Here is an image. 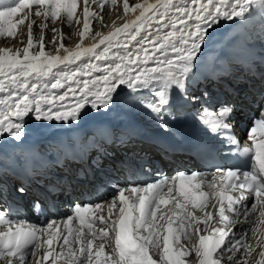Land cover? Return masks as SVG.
Here are the masks:
<instances>
[{"label": "snow or ice", "instance_id": "6c2138e0", "mask_svg": "<svg viewBox=\"0 0 264 264\" xmlns=\"http://www.w3.org/2000/svg\"><path fill=\"white\" fill-rule=\"evenodd\" d=\"M80 2L83 4V30L80 32L83 38L90 30V21L99 13L90 10L95 0ZM253 6L264 10V0H155L154 3L145 0L135 4L124 0L125 14L139 10L135 19L116 26L114 31L103 35L91 46L77 44L74 49H69L61 42L56 54L45 51L43 34L34 41L32 30L36 21L30 19L33 8L34 15L44 20L64 17L71 25L75 18V23L80 24L81 19L76 15L78 0H17L15 6L0 10V36L6 34L15 39L17 26L29 21L26 46L15 51L10 47L0 48V143L8 139L22 144L33 120L78 124L87 111L106 114L119 109L122 103L130 110L143 112L164 132H169L174 123H179L188 114L202 126L207 125L209 121L202 117L214 113L212 127L205 131L215 141L218 137L212 133L221 129L231 132L238 114L252 104L258 108L247 137L253 147L242 149L244 154L252 156L250 170L216 169L220 174L219 191L212 193L200 191V183H191L197 173L180 172L171 180L161 179L144 187L131 186L130 192L137 197L136 201L125 195V189L113 185L118 195L113 197L109 215L118 199L119 218L106 221L103 216L99 217L100 223L106 225L99 233L93 231L95 221L87 219L85 213L93 207L99 208L100 204L73 206L87 232L83 228L76 230L73 244L80 245L79 256L68 237H63V243L69 245L66 264H101L105 244L94 252L93 239L107 241L110 231L114 233L116 253L106 256L110 264H184L179 257L187 253L176 252L173 243H179L180 235H187L184 230L193 227L198 235L195 253L199 264H225L223 252L241 249L244 256L239 259L229 256L227 264H233L234 260L235 264H248L247 257L254 247L245 242L244 236L231 243L228 238L237 223L252 224L250 216L257 211L258 223L244 231L245 234L251 231L256 239L255 247L262 248L257 264H264V229L260 227L264 225V49L257 51L252 41L243 35L227 42L215 41L213 37L224 21L247 19L246 14ZM18 13L23 15L13 21ZM99 36L101 34L96 33L93 39ZM37 46L38 50L34 51ZM61 49L63 54H60ZM210 49L211 55H206ZM250 80L253 81L251 85ZM212 85L218 86L220 91H214ZM101 134L106 141L112 138L110 129H102ZM229 143L239 142L232 139ZM52 147L56 159L51 164L45 161L35 167L27 155L20 162L24 178L15 186L14 196L20 201L31 198L34 210H42L43 202L55 207L69 190L66 178L57 175L53 169L63 168L66 160L86 161L91 150L86 145L77 147L74 142H59ZM91 147L99 149V145ZM196 147L206 154L212 153V145L208 143ZM3 158L4 153L0 152V159ZM101 163L100 160L92 161L93 167H99ZM4 176L5 169L0 167V198L7 196ZM73 179L84 183L88 175L81 171ZM177 181L178 196L184 202L171 196L173 187L168 185ZM166 186L167 195L176 199L175 208L181 210L172 214L179 221L180 235L175 234L177 229L173 228V223L176 221L170 216L161 247L157 210L170 202L163 194ZM209 196L215 197L213 208L218 209L219 227L213 223L212 212L196 216L192 211H185L189 201L193 209L204 211ZM250 197L253 202L249 208L244 202ZM237 205L243 207V216L241 220L233 221L228 213H236ZM10 211V205L0 207V225L7 226V231L0 230V261L4 264H26V256H35V249H42L45 244L51 248L54 240L61 238L56 234L43 238L55 221L50 222L47 229L38 228L25 220L10 218ZM68 219L71 222V217ZM159 219L164 220V215ZM69 235H72L71 230ZM157 255L158 259H155ZM52 256V251L45 252L37 264H43ZM60 258L61 252H57L53 264Z\"/></svg>", "mask_w": 264, "mask_h": 264}, {"label": "bare ground", "instance_id": "6f19581e", "mask_svg": "<svg viewBox=\"0 0 264 264\" xmlns=\"http://www.w3.org/2000/svg\"><path fill=\"white\" fill-rule=\"evenodd\" d=\"M0 1H1L0 10H2L4 5L7 6L11 2H13L14 0H0ZM100 2H101V0H100ZM123 2H124V0H119V4L118 5H111V7L113 8L112 9L113 11L111 10L112 12H109V10L107 11V9L105 8V4L103 5L102 8L99 5L101 3L93 4V6L91 7V11H93V8H94L95 12L99 13V15L97 16L96 19H93V20L90 21V30L88 32H85L83 38H81V36H80V32L83 30V27L80 30L79 34L77 32H75V31L71 32V29L70 30L69 29L65 30L63 33L66 34L69 37V40H71V42L69 43V41H63L62 40L64 46L69 48V49H74L77 44H81L82 46H91V44H93V43H98L99 39L102 38L103 35H107L109 32L114 31L116 26H122L123 23L130 22L131 20L135 19V16L138 15V13H139V10H137L135 13L129 12L128 14H125L124 11H123ZM144 2H145V0H137V1L129 0L130 4L144 3ZM148 2L149 3H154L155 0H148ZM106 4H107V2H106ZM81 5L82 6L80 7V10H82V8H83V4H81ZM108 5L110 7V3H108ZM253 7L257 8V6H253ZM259 9L262 11V14L264 16V10H262L261 8H259ZM250 11H251V9H250ZM257 12L258 11L256 9L255 13H257ZM249 13L246 14V16L249 15L248 18H247V21H245V20L241 21L238 18L234 19V21H224L219 26L217 31L213 33V37L215 38V40H216V37H215L216 34H218L221 31L228 30L231 27H233V28L236 27L238 29H241V30H237V31L241 32L243 36H246V33H248V32H247L246 29L243 28V25H244V27H245V25H247V26L251 27L252 29H254L255 30V34L258 33V32L263 33L264 29H259V28L263 27V25L259 24V22L261 21L262 18L260 16H257V14H255V13H253V14H249ZM149 15H151V13H149ZM101 17H102L101 20H102L103 25L100 28H99V25H98L96 30H92L91 29V26H92L91 24H93L96 20H100ZM33 18H36V16H34ZM82 21H83V18H82ZM74 23H72V25ZM54 25H55V23H54ZM96 33H100L101 36L96 37L95 39H93V37L95 36ZM26 35H27V32H26ZM79 36H80V38H79ZM26 38H28V37H26ZM79 39H80V41H79ZM10 40L11 39L8 40L9 42L7 41L8 42L7 45L10 44L13 41H17V40H13V41H10ZM25 40H27V39H25ZM26 45H27V42H24V45L22 47H24ZM57 45L58 46L53 49V47L51 45V42L49 40H47L46 48L48 50L46 52H50L52 54H56V49L59 47L60 44H57ZM15 47H16V45L13 48L15 49ZM101 47H103V46H101ZM60 54H63V50L62 49H61ZM134 112L135 113H132V110H130L124 103H122L121 107L119 109L113 110L112 112H108L106 114L104 112H102V111L101 112L87 111L86 113H84L82 115V117H81V119H80L78 124L75 123V122L68 123V124H62L60 122L49 123V122H36V121L33 120L31 122V124H30L29 129H28V134H27L26 140L29 141L31 139H36L38 137H43V136H45V133L56 129L59 126H67V125H69L71 127L93 126V125H96V124L104 125V126H108V127L114 126V125H123V126H125L127 128H131V127H133L135 125L134 124V120H135L136 116H144L143 112L136 111V110H134ZM127 128H125V129H127ZM127 130H129V129H127ZM13 145H15V143H13L11 140H8V139H4L3 142L0 143L1 149L4 148V147H9V146H13ZM211 180H213V178ZM117 195H114V196H117ZM126 195H128L130 197L131 201H136L137 200V197L133 196L131 194V192L126 193ZM114 196L111 195V193L106 192L105 195H103L100 198V202H98V204H100V209H98L100 211L99 212V216H98V220H99V217H101V216H103L106 221H109L110 219L111 220H115V219L119 218L120 204H119L118 199L116 201V206L111 209V216L109 215V206L112 204ZM164 196H165L166 199H169L170 202H169L168 205H161L160 208L157 210V228H158L159 231L162 230V232H163L162 236H161V247H162V244H163V235H166V232L164 231V228L166 227V223H167L168 218L170 216L172 217V219L174 221H176L175 223H173V228L177 229V232L175 234L176 235H180L179 221L176 220V217L173 216L172 214H173L174 211L175 212H180L181 210L175 208V203H176L175 199H172L166 193H164ZM246 204L250 208L252 202L251 201H247ZM236 209H237V215L233 216L232 214L229 213L233 221H239V220L242 219V216H243V207L240 206L239 208H236ZM185 211H192L193 214L196 215V216H203L205 214V212H212L213 213V217H214L213 223L217 227L220 226L217 223V221H218V209L211 208V205L207 206L204 209V211H200L198 209H193L192 205L186 202ZM161 215H164V220H160L159 219V217ZM258 216H259V212L258 211L256 213H253L250 216L252 224L237 223L235 225L234 229H233L232 236H230L228 238V242L231 243L233 240L239 239L241 236H244L245 237V242L255 248L256 239L252 236L251 231H248L245 234L244 230L252 228V227H255L256 224L258 223V219H257ZM103 227H106V225L105 224L98 225L96 227V230H98L97 233H99V230L101 228H103ZM201 227H203V225H201ZM260 227L262 229H264V225H261ZM184 231L187 233V235L186 236L185 235H180L179 243H175L174 242L173 243V247L176 250V252H186L187 253V255H183V256L179 257L184 262V264H199V257H197L196 253H195V247L198 246V235L195 234L194 227L193 228H186ZM49 234H56V235H59L61 238L59 240H54L51 248H49V246L47 244H45L42 249L40 248L39 252L36 251V255L35 256H32V255L26 256V264H37V261L40 260L41 257L43 256V254L45 252H47V251H52L53 252V256L50 257L48 260L43 261V264H53V259L55 258V255H56L57 252H61V258L59 260H56L55 264H66V260L68 259L67 249H68L69 245H65L63 243V237L64 236L68 237L69 244L72 245V247L77 250V256H79L78 249H79L80 245L79 244H73V239H74L75 234L73 236H71L69 234H65L64 227L63 228L62 227H58V228L54 227V228L50 229L48 234L45 236V239L49 238ZM200 234H204V233H200ZM144 235H147V233H144ZM257 235H259V233H257ZM109 239H108V243L105 244L106 255H104L103 257L102 256L100 257L101 264H110V261L106 260V256H109V255L115 256L116 255V253L114 252V248H115L114 233L111 232V231H110V234H109ZM185 241L187 243H189V244L187 245V243H186L184 245V248H181L179 246L180 242L184 244ZM102 242L103 241H98L96 239H93V251L94 252L99 250V246L102 244ZM257 248H259L260 251L262 250V248H260V247H257ZM36 250H38V248ZM61 250H64V251H61ZM260 251H259V253H260ZM254 253H255V251H254ZM150 254H151V252H150ZM229 255L232 256V257L238 256L240 258V257L244 256V250L241 249L240 252H235V251H233V252H223L222 253V259L225 262V264H227V260H228ZM250 257H251V255H250ZM214 258H215V254H214ZM80 259H83V257H80ZM156 259H158V255L156 256ZM247 260H248V263H249V257H247ZM93 261H95V257H93ZM234 262H235V260H234ZM249 264H252V263H249Z\"/></svg>", "mask_w": 264, "mask_h": 264}, {"label": "rangeland", "instance_id": "374dc122", "mask_svg": "<svg viewBox=\"0 0 264 264\" xmlns=\"http://www.w3.org/2000/svg\"><path fill=\"white\" fill-rule=\"evenodd\" d=\"M110 1V2H109ZM134 1H137V0H134ZM17 2V0H14L13 2H11L9 5L7 6H3V9L5 7H9V6H15V3ZM107 2V4H106ZM1 3V1H0ZM99 4L100 6L101 5H104L105 4V8L107 9V11L109 10V12H112L113 8L111 7V5H118L119 4V0H115V3L112 2V0H95V2L93 4ZM103 3V4H102ZM108 3H110V7L108 5ZM82 3L80 2V0H78V8H77V16L80 17L81 19V23L80 24H76L74 23L75 22V18H74V21L72 23H74L73 25H68L69 23L67 22L66 18L62 17L60 19H57L55 21L52 20V18H48L47 20H44V18L42 17H36V18H33L35 15H34V11H35V8H33V14L30 16V19L31 20H35L36 23L33 25V39L34 41H38L39 38L41 37V35L43 34V37H44V44H45V51H47L48 49L46 48V43H47V40H49L51 42V45L54 48H56L58 45L57 44H60V42L63 41H69V43L71 42V40H69V37L64 34L63 32L67 29H71V32H77L79 34L80 30L82 29L83 27V21H82V10H80V7L82 6L81 5ZM92 4V6H93ZM107 5V6H106ZM91 6V7H92ZM2 9V10H3ZM91 10V9H90ZM112 10V11H111ZM93 11L95 12L94 8H93ZM23 15V13H18L16 16H14L12 19L13 21L19 19L21 16ZM118 16V15H117ZM102 18H100V20H96L93 24H91V29L92 30H96V28L98 27L99 25V28L103 25L102 23ZM29 21L26 20L25 21V24L24 25H18L17 26V29H16V37L15 39L13 38H10V37H7V35H3V36H0V48H3V47H10L12 48L13 50L17 49V48H23L22 46L24 45V42H27V40L25 39H28L26 37H28V30L27 29V23ZM55 23V25H54ZM46 24V27H42L43 25ZM96 26V27H95ZM69 27V28H68ZM71 27V28H70ZM81 27V28H80ZM49 29V30H48ZM53 29H56L55 32H53ZM49 31V32H48ZM26 32H27V35H26ZM70 32V31H69ZM61 33V34H60ZM55 36V43H53V37ZM80 38V36H79ZM11 39L10 41H13V40H17V41H13L11 42L10 44L7 45V43L9 42L8 40ZM8 41V42H7ZM80 41V39H79ZM16 45L15 49L13 48L14 46ZM35 50H38V46H37V49H34ZM54 51V50H53ZM161 234L163 233L162 230L159 231ZM162 236V235H161ZM110 242V241H109ZM108 243V242H107ZM106 243V244H107ZM187 242L185 241V243H181L180 242V247L181 248H184V245L186 244ZM189 243H187L188 245ZM178 246V247H179ZM179 247V248H180ZM177 248V247H176ZM241 251V250H240ZM239 251V252H240ZM255 251V253H254ZM254 251H252L251 253V257H249V263H252V264H257V261L260 260V256H259V248L255 247L254 248ZM105 255H106V252H105ZM253 255V256H252ZM230 256V255H229ZM258 256V257H257ZM103 257V256H102ZM254 257V258H253ZM156 259V257H154ZM235 258L239 259L238 256H236ZM252 259V260H251ZM252 261V262H251ZM235 262L233 261V264ZM248 263V264H249Z\"/></svg>", "mask_w": 264, "mask_h": 264}]
</instances>
